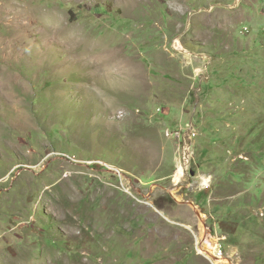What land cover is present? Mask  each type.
<instances>
[{"label":"rangeland","instance_id":"374dc122","mask_svg":"<svg viewBox=\"0 0 264 264\" xmlns=\"http://www.w3.org/2000/svg\"><path fill=\"white\" fill-rule=\"evenodd\" d=\"M202 226L264 264V0H0V264H214Z\"/></svg>","mask_w":264,"mask_h":264},{"label":"bare ground","instance_id":"6f19581e","mask_svg":"<svg viewBox=\"0 0 264 264\" xmlns=\"http://www.w3.org/2000/svg\"><path fill=\"white\" fill-rule=\"evenodd\" d=\"M127 84H131V83H127ZM198 243H199V247H198L199 252L213 259L214 264H232L223 256H220L217 259L214 258L217 250V243L214 240H210V238L206 237V229L203 226L201 228V235Z\"/></svg>","mask_w":264,"mask_h":264},{"label":"water","instance_id":"95a60500","mask_svg":"<svg viewBox=\"0 0 264 264\" xmlns=\"http://www.w3.org/2000/svg\"><path fill=\"white\" fill-rule=\"evenodd\" d=\"M196 207V206H195ZM197 208V207H196ZM200 217L202 218V212L199 213ZM218 257H220L219 255H215L214 258L217 259ZM233 263V262H232ZM234 264V263H233Z\"/></svg>","mask_w":264,"mask_h":264}]
</instances>
